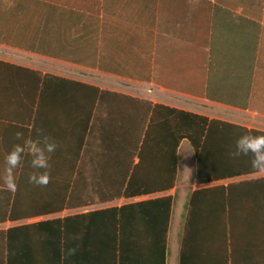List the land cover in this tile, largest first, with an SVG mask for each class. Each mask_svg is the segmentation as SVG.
I'll list each match as a JSON object with an SVG mask.
<instances>
[{
	"label": "crops",
	"instance_id": "1",
	"mask_svg": "<svg viewBox=\"0 0 264 264\" xmlns=\"http://www.w3.org/2000/svg\"><path fill=\"white\" fill-rule=\"evenodd\" d=\"M95 1L0 0V192L7 191L3 183L5 156L14 145L23 143L15 134L22 132L25 138L32 139L33 131L39 128L59 145L51 153L50 160L55 165L50 175L71 174L73 186L78 176L77 192L94 198L62 212L0 222V232L171 196L174 203L169 240L175 192L184 187L186 172L194 169L178 245L179 264L192 194L264 177L252 174L198 185L196 155L190 143L183 140L178 149V174L173 189L98 200L95 193L112 190L109 176L113 173V159L97 149L90 127L97 119L109 124L110 111L122 105L129 111L151 104L264 132V0H101L99 15L84 10L93 7ZM72 82L81 87L70 85ZM89 87L108 94L100 104V99L96 103ZM90 96L95 102L83 103ZM223 113H229L227 119L219 116ZM88 117L89 130L79 157L82 165L78 161L77 168L69 172L60 167L61 163L74 159L68 155L77 151L71 138L78 137V127ZM186 142L191 149L181 165L180 149ZM23 161L14 171L16 182ZM133 161L136 165L139 158ZM33 171L37 170L30 167L28 175ZM23 204L40 205L32 198ZM235 238L236 264H264V218L240 223Z\"/></svg>",
	"mask_w": 264,
	"mask_h": 264
},
{
	"label": "trees",
	"instance_id": "2",
	"mask_svg": "<svg viewBox=\"0 0 264 264\" xmlns=\"http://www.w3.org/2000/svg\"><path fill=\"white\" fill-rule=\"evenodd\" d=\"M100 1L84 10L99 15ZM70 85L81 87L73 82ZM89 89L94 91L96 103L100 99L99 104L108 94ZM95 101L90 96L83 103ZM82 105L80 102V108ZM120 118L123 119L119 121ZM89 120L90 117L80 123L78 137L71 138L77 151L68 154L74 159L62 161V169L72 172L78 161L82 165L79 157ZM247 133L264 134L163 105L146 104L129 111L122 105L110 111L109 124L97 119L90 127L97 149L113 159V173L109 176L112 190L97 192L95 198L113 200L170 191L177 181L178 149L183 140L195 152L198 185L252 175L250 156L230 155L236 140ZM37 138L35 129L32 139ZM135 157L139 163L133 165ZM31 159L27 155L23 161L17 191L0 192V222L58 213L94 199L77 192L78 176L73 186L71 174L51 175L46 187L29 183ZM49 163L51 170L54 160L49 159ZM28 198L40 205L25 207L23 202ZM250 201L257 202L250 206ZM238 202L242 205L238 206ZM173 203V197L162 196L1 231L0 264H166ZM254 217L260 221L264 218V178L195 191L187 208L179 264H236L234 240L238 226ZM72 247H78L77 253L67 257L65 253Z\"/></svg>",
	"mask_w": 264,
	"mask_h": 264
},
{
	"label": "clouds",
	"instance_id": "3",
	"mask_svg": "<svg viewBox=\"0 0 264 264\" xmlns=\"http://www.w3.org/2000/svg\"><path fill=\"white\" fill-rule=\"evenodd\" d=\"M37 139L25 138L22 132H17L16 139L23 141L13 146L5 156V169L3 183L5 190L15 193L17 191L16 176L14 174L25 155L32 157L30 166L35 170L29 174V183L46 187L51 181L49 154L56 151L58 143L49 136L43 135V130L36 129ZM233 158L250 156L251 167L254 174L264 177V134L253 135L251 133L240 136L235 143V150L230 152ZM78 247L68 248L65 255L74 256Z\"/></svg>",
	"mask_w": 264,
	"mask_h": 264
},
{
	"label": "rangeland",
	"instance_id": "4",
	"mask_svg": "<svg viewBox=\"0 0 264 264\" xmlns=\"http://www.w3.org/2000/svg\"><path fill=\"white\" fill-rule=\"evenodd\" d=\"M211 115L215 116L216 113L214 112H208ZM224 115H219L224 119H227L229 113H223ZM190 145L186 142L180 149V163L181 165H184L186 162L185 157H187L188 151L190 150ZM195 155L193 152H191V159L194 160ZM191 159H188L191 161ZM194 169H189L186 172V180H184V187L178 188L176 193V205H175V216L171 231V238L169 236L168 240V264H177L178 262V255H179V246L181 241V235L183 231V225H184V216L186 213V205L188 196L191 193L192 185L194 184ZM179 185H181V182L179 181ZM185 189V190H184Z\"/></svg>",
	"mask_w": 264,
	"mask_h": 264
}]
</instances>
